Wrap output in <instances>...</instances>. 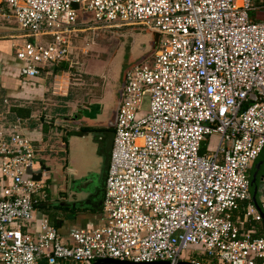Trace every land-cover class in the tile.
I'll return each mask as SVG.
<instances>
[{"label": "built area", "instance_id": "built-area-1", "mask_svg": "<svg viewBox=\"0 0 264 264\" xmlns=\"http://www.w3.org/2000/svg\"><path fill=\"white\" fill-rule=\"evenodd\" d=\"M81 12L95 28L158 35L123 76L103 217L69 241L47 215L29 231L49 176L35 168L39 148L21 119L1 125L0 264H264L251 192L264 149V0H0V18L24 32L13 42L22 77L75 63Z\"/></svg>", "mask_w": 264, "mask_h": 264}, {"label": "rangeland", "instance_id": "rangeland-1", "mask_svg": "<svg viewBox=\"0 0 264 264\" xmlns=\"http://www.w3.org/2000/svg\"><path fill=\"white\" fill-rule=\"evenodd\" d=\"M80 18L79 25L84 28L78 33L79 37L74 41L75 45H72L71 56L74 57L75 63L68 69H61L58 73L49 74L52 76L47 80L49 105H45L46 109H43L40 101H33L31 104L34 107L35 120L40 124L45 122L43 118L53 121L51 126L54 128L60 124L58 129H53V133H60V137L52 133L54 136L52 143L59 149L56 153L52 152L50 155L53 158L48 160L52 164L53 170L47 164L45 165L46 170H43L45 176H49L48 184L58 191L57 194L55 192V194H51L53 201L62 206L65 201L63 196L67 194L64 190L67 188L64 173L67 176V172L65 170L63 173V167L72 164L80 173L91 169L96 164V159L87 158L90 156V152H94V145L90 139L74 134L70 135L71 130L75 131L81 120L92 122L91 119L84 116L83 109L91 103L101 101L109 112L115 110L123 86L125 68L136 62H141L144 55L153 46L155 47L158 41L156 33L140 27L95 28L98 26L90 14L84 12ZM75 57L77 58L75 59ZM13 100L9 99L6 103H15ZM28 101V99H22L20 102L24 106H28L30 104ZM208 139L212 141L209 147L215 149L219 136L214 134ZM62 142L64 143L62 144ZM83 155L84 157H82ZM76 221L69 220L72 227L75 226ZM181 259H186V251L181 254Z\"/></svg>", "mask_w": 264, "mask_h": 264}, {"label": "crops", "instance_id": "crops-1", "mask_svg": "<svg viewBox=\"0 0 264 264\" xmlns=\"http://www.w3.org/2000/svg\"><path fill=\"white\" fill-rule=\"evenodd\" d=\"M2 5L4 10L8 12L6 5ZM256 18L264 19V13L257 12ZM23 34L24 32L18 26L15 18H0V100L3 99V103H0V126L13 124L12 122L17 123L18 118H20L21 129L32 138L35 146L39 148L40 160L36 162L35 168L46 170L45 165L47 164L48 167H50V163L48 162V160H51V158H53L50 154L52 152L56 153L59 150L58 146L52 143V137H54L52 133L53 129H58V126H60V124H57V127L54 128L53 126H51L54 122L50 121L48 118H43L45 119L46 124H44L45 122H41L40 124V122L35 120L36 118L34 113V115L32 114L29 117H19L14 113L12 115V122L8 123L7 120V118L10 116L8 115V112L14 105L24 106V104L20 102L22 99L29 100L28 102H30V104L28 106H30L33 101H40L43 105V109H46L45 105H49L47 80L52 76H50L49 74H53L54 72L58 73L54 70L57 67L47 66L38 77L25 78L20 75V61L16 58L13 42L21 43L23 40ZM77 37H79V34L73 36V45H75L74 41ZM77 57H75V59ZM71 59L74 60V57L71 56ZM9 99H14L13 101H15V103L11 102L7 104ZM47 125H49V128H47ZM73 132L75 131L71 130L70 135H73ZM53 134L57 135V137H60V133L58 132H54ZM63 143L64 142H62V144ZM54 192L57 194L58 191L54 190L51 185V188L49 189L48 200L53 201V197H51V194H53ZM48 200L44 204H47ZM63 204H66L65 201L63 202ZM92 209L99 208H95L94 205H91L88 207V209H86V211H83L84 209H81V213L77 212L76 218L72 219L77 220L75 226L73 227L69 220H67L68 222L66 221L65 225L61 228V233L62 235H64L63 237H66V241H69V234L73 229L94 227L101 223V218L103 217L102 210L100 212H97L92 211ZM45 210L46 208H43L41 206L36 210L35 220L28 225L29 231L34 233L39 231L40 221L42 220L43 215H46Z\"/></svg>", "mask_w": 264, "mask_h": 264}, {"label": "water", "instance_id": "water-1", "mask_svg": "<svg viewBox=\"0 0 264 264\" xmlns=\"http://www.w3.org/2000/svg\"><path fill=\"white\" fill-rule=\"evenodd\" d=\"M101 103L95 102L91 103L88 107L83 109L84 116L94 120L97 118V113L99 112V107ZM120 106L117 111H119ZM114 131H110L106 137L104 143H100L99 148H102L103 161L99 165H95L94 168H91L89 172L78 173V170L74 165L69 164L66 166L65 170L67 172V192L65 203L66 205H71L72 203L79 201H88L92 198H97L98 203L94 205L95 208L102 209L105 187H106V177L108 173V168L110 164L111 150L114 141ZM263 162L259 161L255 164V172L252 174L251 186L254 187L253 190V202L257 206L258 210L262 213L264 217V211L259 204L258 200V191L259 186L257 184L258 175L261 171ZM79 196L84 197V199L79 200ZM78 199V200H76ZM93 206V205H92ZM93 264H170L168 261H157V262H130V261H120L111 258L100 259ZM177 264H192L188 261H180Z\"/></svg>", "mask_w": 264, "mask_h": 264}, {"label": "flooded vegetation", "instance_id": "flooded-vegetation-1", "mask_svg": "<svg viewBox=\"0 0 264 264\" xmlns=\"http://www.w3.org/2000/svg\"><path fill=\"white\" fill-rule=\"evenodd\" d=\"M154 43H155V41H154ZM153 50H154V46L152 47V49L149 52H147V54L144 55V57L150 55ZM128 67H130V66H127L125 68L124 73L128 69ZM123 76H124V74H123ZM120 93H121V91H120ZM120 97H121V95H120ZM120 97H119L116 109L113 110L112 112H109L108 110H106V107H105L106 105H104V103H101V101H97V102L101 103V106L99 107V112L97 113V118L94 120H91L92 122H86V120H81L79 126L75 128V132H73V134L75 136L87 137L90 139L92 145H94L93 146L94 152H90V156L87 158L88 159L92 158L93 160L96 159L95 165L100 164V166H101V163L103 161L104 155L102 153V149L104 147L102 146V148H99L100 143L103 144L104 141L106 140L108 133L110 131L115 130L117 117H118L117 109L120 106ZM82 157H84V155ZM51 165L52 164H50L49 166L52 169ZM65 168L63 167V169H62L63 173L65 172ZM92 168H94V167H92ZM87 169H89V167H87ZM89 171H91V170L90 169L87 170V172H89ZM82 173H84V172H81V174ZM64 176H65L66 181H67V176L65 175V173H64ZM257 182L259 183L258 184L259 188L262 187L263 191H264V173H261V171L258 175ZM64 190L69 191L68 188H65ZM64 190H62V192H64ZM66 195L63 196L64 199L66 198ZM259 195H260V192H259ZM78 199L81 200V199H84V197L79 196ZM78 199H76V200H78ZM97 203H98L97 198H92L91 200H88V201L86 200V201H79V202L72 203L69 206L71 208H74L78 213H81L80 212L81 209H84L83 211H86V209H88L89 206L96 205Z\"/></svg>", "mask_w": 264, "mask_h": 264}, {"label": "trees", "instance_id": "trees-1", "mask_svg": "<svg viewBox=\"0 0 264 264\" xmlns=\"http://www.w3.org/2000/svg\"><path fill=\"white\" fill-rule=\"evenodd\" d=\"M83 12H81V15H82ZM81 19V18H80ZM80 28H84L83 26H80ZM156 46H157V43L154 47V49H156ZM64 64V65H63ZM61 66L55 68L54 70L56 72H60L61 69H68L70 68V65L68 63H63ZM72 67V66H71ZM0 103H3V99L0 100ZM33 111H34V107H32V105L30 106H17V105H14L10 111L8 112V115H10L7 120H8V123H11L12 122V115L15 113L16 115H18L19 117H29L33 114ZM14 123V122H12ZM47 128H49V125H47ZM48 131V130H47ZM259 161H262L263 162V165H262V168H261V173H264V149L262 150L261 154L259 155L258 157V160L257 162ZM255 172V167L252 171V174ZM257 184H259L257 182ZM253 190H254V187L251 186V192L253 194ZM258 200H259V204L261 206V202H260V195H259V192H258ZM66 205V204H64ZM62 206L58 203H56V201H49L47 204H44L42 205L41 207H45L46 210H45V214L47 215V217L49 218V220L57 227L59 228L60 232H61V228L65 225L66 221L67 220H72V219H75L76 216H77V211L74 209V208H71L70 206ZM64 209L61 211L58 209ZM263 211H264V208H262ZM102 209H92V211H97V212H100ZM62 212H66V214L62 213ZM62 213V214H61ZM262 224L264 225V217H263V220H262Z\"/></svg>", "mask_w": 264, "mask_h": 264}]
</instances>
